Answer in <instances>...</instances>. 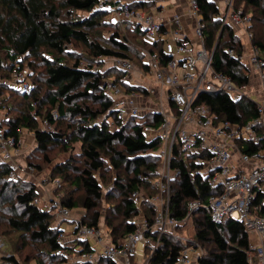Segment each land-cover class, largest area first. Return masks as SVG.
Returning a JSON list of instances; mask_svg holds the SVG:
<instances>
[{
    "label": "trees",
    "instance_id": "1",
    "mask_svg": "<svg viewBox=\"0 0 264 264\" xmlns=\"http://www.w3.org/2000/svg\"><path fill=\"white\" fill-rule=\"evenodd\" d=\"M199 1L207 25L206 46L212 50L214 44L218 42L213 60L214 68L229 75L237 84L246 83L245 68L228 54L230 49L240 53L242 49L240 37L230 26H225L221 30V21L216 19L219 9L215 3L211 0ZM0 2L11 12L6 25L0 17V26L2 25V31L5 33L4 38L0 40V89L20 95L28 112L26 115L22 110L23 112L21 111L22 113L12 121L5 119L4 122L2 119L0 125H6L5 134L14 137L17 141L20 140L22 128L34 132L36 148L45 156L53 146L69 150L74 144H79L80 152L72 160L82 158L83 164L80 174L72 183L75 184V188L84 190L83 207L87 212L97 210L103 200L108 201L113 198L104 192V173L122 172L123 178L115 177L119 202L111 205L109 209L119 214L123 221L116 219L117 225L113 220L107 219L105 222L114 243L121 246L127 235L136 231L137 223L134 219L140 217L141 213L151 225L155 221L156 211L151 203L152 195L146 194V199L137 203L138 198L135 194L147 191L158 192L153 183L160 168L159 152L162 144L158 137L149 138L145 135L143 127L146 124L158 127L162 117L150 113L142 118V121L135 118L121 124L114 110V99L101 86L106 76L104 77L93 67L95 62L101 63L110 58L127 59L135 65L133 57L136 56L137 60L140 57L143 61L144 49L149 50L150 53H159L164 59L162 45L146 41L144 33L132 22H125L123 25L125 24L138 40L137 47L136 44H133L134 47L128 44L131 43L129 37L126 36L127 41L121 39L118 31L110 36L108 46L93 39L92 33L98 26H110L116 30L120 28V25L105 23L104 18L109 16L110 11L107 5L101 8L99 0H57V2L0 0ZM131 6L135 9H148L153 3H131ZM236 8L251 15L252 23L249 30L253 35L252 43L264 56V0H237ZM81 14L85 15L81 16ZM75 45H81L86 49L89 54L86 59L90 62L82 58L83 55H77V51L76 53L71 51ZM140 47L143 48L139 50ZM36 60L44 69L42 86L45 85L49 89L45 99L41 94L34 93L38 88L34 83L30 92H23L4 82L11 78L14 66L23 69L25 64L29 69L30 77H33L32 71L36 68ZM84 62L86 68H82ZM140 64L142 69L148 70L143 63ZM6 71L8 75H5ZM116 76L119 83L122 73L118 70ZM134 88L140 94L149 95L145 88L137 86ZM87 101L90 102L88 105L85 104ZM200 101L210 107L218 120L244 124L258 116L256 105L245 98L234 102L226 94H207L202 95ZM94 102L99 105L97 110L90 106ZM44 105L49 106L50 110L46 109L43 114ZM39 118L40 124L46 121L48 127L55 126V129L63 128V125L67 126L66 122H68L75 137L70 139L71 136L66 133L39 128ZM109 120H112L113 124L117 123V130H110ZM258 149L256 145H249L245 151L252 152ZM175 154V166L181 171L171 186L169 213L178 223L175 227H170L160 238L158 231L146 233V251L151 252L152 245L158 242L153 249L150 264H178L185 247L177 237L176 229L186 224L181 222L187 216L189 202L196 200L206 202L211 196L222 193V188L210 187L208 181L198 173L202 170L201 166L186 163L178 150ZM69 163V160H65L61 164L62 167L57 168L58 173L63 174L66 167L70 169ZM11 171L9 164L0 163V206L12 211L13 216L9 222L13 229L44 243L49 250L46 256L52 258L54 264L68 261L67 257L57 254L61 248L67 249L71 255L95 250V248L92 250L93 246L88 242L75 240L63 245L59 244L56 238L62 231L52 226L54 214L35 203L39 194L33 184L12 179ZM62 204L69 209L77 206L71 199H65V196ZM254 204L257 206V213L264 216V195L259 194ZM193 217H198L195 222L196 233L193 242L198 246L200 244L212 246V251L200 255L196 264H248L247 253L252 247L243 223L226 219L216 224L207 210L196 211L191 215V219ZM99 219L100 216L96 212L93 223L81 221L86 226L97 227ZM4 260L8 264H19L13 256ZM38 264L44 263L40 260ZM97 264L118 263L103 259Z\"/></svg>",
    "mask_w": 264,
    "mask_h": 264
},
{
    "label": "built area",
    "instance_id": "2",
    "mask_svg": "<svg viewBox=\"0 0 264 264\" xmlns=\"http://www.w3.org/2000/svg\"><path fill=\"white\" fill-rule=\"evenodd\" d=\"M211 1L218 6L219 15L216 19L221 21V30L225 26H230L236 35L238 32L243 34V37L239 36L242 46L240 53L234 49L228 51V54L237 59L247 72V82L242 85L214 68L213 60L218 42L214 44L212 50L206 46L207 25L199 0H187L186 16L191 20L192 37L187 34L183 15L178 14L164 19L160 13L157 14V9L155 13L147 12L142 8L135 9L127 0H99V3L101 8L104 5H111L109 15L116 21L132 22L144 33L146 41L162 45L164 59L159 53L143 51L145 56L142 63L148 68L143 70L149 72L168 95L166 107L165 102L161 101V108H153L149 111L151 114L161 115L160 125L158 127L144 125V134L149 138L151 134H155L161 144L173 147V150L170 148L163 152L161 148L159 155L160 158L168 160V166L173 163L172 172L175 175L178 176L181 171L175 166V152L178 150L185 162L189 158V163L202 167L198 173L202 174L210 187L222 188L220 195H213L206 202L200 200L189 202L187 216L181 223L186 222L199 210H207L216 224L226 219L241 222L249 238L256 241L251 246L252 250L247 253L248 264H264V216L257 213V206L254 204L259 194L264 195V56L252 43L253 35L249 30L252 17L242 9L236 8L237 0H221L220 5L216 0ZM82 68H86L84 63ZM117 69L122 73L117 85L129 94L125 97V93H122L116 85L111 86L112 90L116 89L115 91L122 97L119 106L114 109L118 119L127 123L131 119L147 117L150 113H143V108L138 105L136 97L149 95L140 94L134 87L145 88L148 93L150 88L133 78L131 73L134 64L131 61L122 59ZM12 76L13 80L4 81L7 85L23 92L32 90V83L27 82L30 75L26 68L19 69L17 66ZM110 92L111 97H114L113 91ZM207 94H226L234 102L245 98L256 105L258 116L244 124L218 120L210 107L200 101L201 96ZM54 115L57 117L56 112ZM45 123L47 124L46 121ZM20 143L21 140L17 141L14 137L7 136L5 129H0V156L4 163L11 166L12 179H20L18 176L20 168L15 163H8V160L13 157L12 152L20 148ZM249 145H256L259 149L246 152L245 148ZM161 177L167 178L169 184L175 180V176L164 173L163 170L159 173L158 170L153 184L158 191L165 193V186H161L158 182ZM54 182L59 184V181ZM35 187L37 189L39 186ZM170 191L171 187L168 189L165 211L155 218L154 224L151 225L149 221L143 219V223L137 224L136 231L127 235L122 247L108 245L105 251L99 252L98 255L96 249L90 253L71 255L67 249L61 248L57 254L68 258V261L62 264H68L70 260L73 264H97L103 259L118 264H126L123 262L124 259L130 262L136 256L138 247L147 241L146 233L158 231L163 235L168 232L167 227L177 225L178 221L169 213ZM37 194L39 196L35 199L36 204L40 200L38 189ZM141 194L136 193L135 196L145 200L146 196ZM151 203L155 211L159 212L154 198L151 199ZM49 209L54 212L55 219L52 225L54 229L66 222L76 224L72 239L64 238L65 231L57 236L56 241L59 244L63 245L75 240L89 243L91 236L100 234L95 227L86 226L82 221L73 218L71 209L65 207L59 200L54 201ZM166 213V217L169 215L171 218V224L168 226L164 221ZM155 227L156 229L153 230ZM196 252L197 250L194 249L183 250L178 264L197 263L200 255L192 254Z\"/></svg>",
    "mask_w": 264,
    "mask_h": 264
},
{
    "label": "rangeland",
    "instance_id": "3",
    "mask_svg": "<svg viewBox=\"0 0 264 264\" xmlns=\"http://www.w3.org/2000/svg\"><path fill=\"white\" fill-rule=\"evenodd\" d=\"M57 2V0H55ZM217 4L220 5L221 0H216ZM110 10L111 5L107 6ZM147 12H152V7L145 9ZM159 11V10H158ZM11 12L5 7V5L0 2V17L1 20H3V24L6 25L8 19L11 17L9 16ZM85 14H81V16H84ZM105 23H109V25L116 24L120 25L119 29H115L110 26L101 27L98 26L97 29L94 30L92 33L93 39L101 42L102 44H105V46H108L109 38L112 36L116 31H118L121 39H125L127 41L126 36L130 38L131 43L128 42V44L132 47H134L133 44H136V47L138 45V40L136 37H134L130 31L126 27V25H123V21L120 23L116 21L111 15L106 16L104 18ZM128 23V22H126ZM2 25L0 27V40L2 39L3 33L2 31ZM238 36L243 37V34L241 32L237 33ZM143 47H140L142 49ZM72 52L77 51V55H83L82 58L87 62H90V60H87L86 57H88V52L84 47L81 45H75V47L71 48ZM144 51H149L147 49H144ZM144 53V52H143ZM85 55V56H84ZM43 56V54H42ZM49 57V56H47ZM99 60V59H98ZM133 60L135 62L134 70L132 71V76L136 81H139L141 83H144L147 88H150L149 96H142L138 95L137 101L138 105L143 108V113H150V109L153 108H161L162 102H165V107L168 101V95L167 92L162 89L156 83L154 78L149 74V72H145L140 63H142V59L139 57V61L136 59V56L133 57ZM27 61V60H26ZM32 60H28L27 62H30ZM70 62V61H69ZM121 60L110 58L103 62H95L94 63V70L100 71V73L106 78H104L101 82L102 88L107 91L108 95H110V91H113L114 97H112L115 103V107L119 106L120 98L119 94L115 91L116 89L111 88V86L116 85L117 88H119L122 93H125V97H128L129 94L126 93L125 89H123L121 86L117 85V79L116 73L118 71V65ZM36 68L33 73V77L28 78V83H34L38 88L35 89V92L37 95H42L45 99V95L49 92V89L42 84L44 83V69L41 66L40 62L38 60L35 61ZM73 63V61H71ZM84 64H86L84 62ZM27 64H25V68L27 69L29 73V69L26 67ZM17 66H14L16 68ZM11 71V78L9 80H13V70ZM8 75V71L5 72V75ZM30 75V73H29ZM40 88V89H39ZM153 90V91H151ZM121 93V92H120ZM84 103V102H80ZM90 102H85V104L88 105ZM46 105H44L45 107ZM90 106L92 109L97 110L98 104L97 103H91ZM49 106L42 109L43 114L45 113V110H50L48 108ZM164 107V108H165ZM24 110L26 112V115L28 114L26 104L23 101V98L20 95H15V93H7L5 91H1L0 89V123L3 119V121L6 119H15L18 117ZM22 111V112H21ZM23 115V114H22ZM140 121H142V118H138ZM40 118L38 119V126L39 128H42L43 130H56L60 133H66L67 135H70L73 139L75 137V134H72V130L70 126L63 125V128L55 129L54 127H48V125L44 122L40 124ZM5 122V121H4ZM122 122V121H121ZM110 130H117V123L113 124L112 120H109L108 122ZM123 124V122L121 123ZM6 125H0V129H5ZM173 133L171 134V136ZM155 137V134H151L150 138ZM20 148L18 150H14L13 157L8 160L9 162H12V164L15 163L17 166H19L18 170V176L20 178V181L22 183H26L29 185L39 186L37 189L40 192V200L39 205L42 209L48 210L50 205L53 204L54 201L59 200L62 203V199L65 196V199H71L73 203H75L77 206L74 209H71V214L73 218H76L78 220H84V222L91 224L93 223V220L95 218L96 212L99 214V224L97 227H95L96 230L99 231V235L91 236L89 239V243L93 246L92 250L94 248L99 252L103 253L105 251V248L108 245H115L117 247H122L124 242L119 246L118 244H115L112 236L110 234L109 228L105 225L107 219L113 220L115 225H117L116 219H120V222L123 220L121 217H119V214L115 213L113 209H109L111 205H116L119 202V191L115 189V177L119 176L120 178H123L122 172H113L111 174L104 173L105 180H104V192L105 194H108L109 196L113 197L111 200H103L100 207L91 212H87V210L84 209L83 204L85 200V193L84 190L80 188H75V184L72 182L74 181L75 177L80 174L81 166H82V158L77 160L75 159L76 155L80 152V145L74 144L69 150H65L64 148H58L57 146H53L49 149L46 156L38 151L36 148L37 143L35 141V135L34 132L29 131L28 129L22 128L20 131ZM162 151L167 149L170 150V148L173 150V147L168 145H161ZM1 155V154H0ZM2 159V157L0 156ZM71 159V160H70ZM3 160V159H2ZM65 160H69V166L70 169L66 167V171L63 172V174H59L57 171L58 167H62L61 164L64 163ZM78 164H76V163ZM187 163H189V158L186 160ZM1 163V162H0ZM4 163V162H3ZM172 165L168 166V160L165 158H160V168L159 173L163 170L164 173H171L172 176H175V180L171 181L168 184L167 178H160L158 179V182L161 184V186H165V193L164 192H144L141 195L149 194V196L152 195V198L156 200V205L158 207L159 212H156L155 218L165 211V207L168 200V189L172 186L173 183H175L177 175H175L172 172ZM32 167V168H31ZM74 167V169H72ZM59 181V184L57 185V182ZM56 199V200H55ZM143 199H138L137 203L142 202ZM109 202V203H108ZM50 210V209H49ZM143 210V209H142ZM54 211V208H53ZM51 211L52 213H54ZM167 213L164 214V221L166 226L171 224V218L169 215L166 217ZM12 211L9 208H6L4 206H0V264H8L4 259L8 257H14L17 259L19 264H38V261L42 260L44 264H54L52 261V258H48L46 256V253H49L48 248L44 243H41L38 240H33L28 234L19 232L15 229H13L10 225L9 220L12 217ZM198 217L196 218H189L186 221V224H182L179 226L177 230V237H179L181 243L183 242V246L185 247V250L194 249L197 250L196 253H192L195 256L198 255H206L210 251H212V246H207L204 244H200L198 246L193 241L195 239V222ZM143 214L141 213L140 217L135 218V222L140 225L139 222L143 223ZM191 219V220H190ZM194 224V225H193ZM76 224H71L70 222H66L62 225H60V230L65 231V237L72 239L73 237V231ZM167 228H170L167 227ZM156 227L153 229L155 230ZM174 231V229H172ZM161 233H159V238L161 237ZM147 242V241H146ZM140 245L137 249V254L135 257H133L130 262H127L125 259L123 262H126V264H150V258L153 255V249L156 248L157 244L152 245L151 252L148 250H145V244ZM254 244V241L252 242ZM77 257V255H76ZM198 258V257H197ZM10 264V263H9ZM68 264H73V261L70 260ZM196 264V263H192Z\"/></svg>",
    "mask_w": 264,
    "mask_h": 264
},
{
    "label": "crops",
    "instance_id": "4",
    "mask_svg": "<svg viewBox=\"0 0 264 264\" xmlns=\"http://www.w3.org/2000/svg\"><path fill=\"white\" fill-rule=\"evenodd\" d=\"M130 3H153L152 10L157 9V14H161L164 19H168L174 15H183L184 16V24L186 26V31L189 36L192 37V29L190 27L191 20L186 16L188 10V3L187 0H127ZM159 10V11H158ZM155 13V10L153 11ZM1 27V26H0ZM4 38V35L2 39ZM0 162L3 163L4 161L0 158ZM250 239V238H249ZM256 243L255 240L250 239V244L253 246L252 243Z\"/></svg>",
    "mask_w": 264,
    "mask_h": 264
},
{
    "label": "bare ground",
    "instance_id": "5",
    "mask_svg": "<svg viewBox=\"0 0 264 264\" xmlns=\"http://www.w3.org/2000/svg\"><path fill=\"white\" fill-rule=\"evenodd\" d=\"M85 56V55H84Z\"/></svg>",
    "mask_w": 264,
    "mask_h": 264
}]
</instances>
